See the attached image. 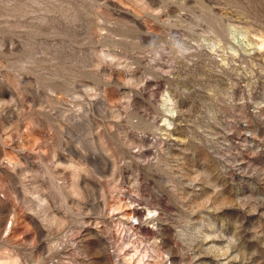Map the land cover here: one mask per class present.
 <instances>
[{
  "label": "rangeland",
  "instance_id": "1",
  "mask_svg": "<svg viewBox=\"0 0 264 264\" xmlns=\"http://www.w3.org/2000/svg\"><path fill=\"white\" fill-rule=\"evenodd\" d=\"M0 264H264V0H0Z\"/></svg>",
  "mask_w": 264,
  "mask_h": 264
}]
</instances>
